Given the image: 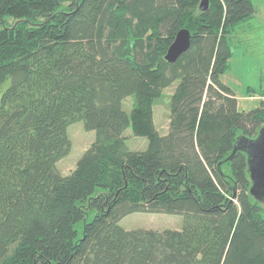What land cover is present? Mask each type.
Listing matches in <instances>:
<instances>
[{"label": "trees", "instance_id": "trees-1", "mask_svg": "<svg viewBox=\"0 0 264 264\" xmlns=\"http://www.w3.org/2000/svg\"><path fill=\"white\" fill-rule=\"evenodd\" d=\"M201 2L0 0V264H264V101L241 111L222 81L257 10ZM182 29L191 47L168 63ZM176 83L161 134L154 106ZM77 122L96 140L63 175ZM133 213L183 227L126 230Z\"/></svg>", "mask_w": 264, "mask_h": 264}, {"label": "rangeland", "instance_id": "rangeland-1", "mask_svg": "<svg viewBox=\"0 0 264 264\" xmlns=\"http://www.w3.org/2000/svg\"><path fill=\"white\" fill-rule=\"evenodd\" d=\"M256 14L249 20L237 26L234 35L233 57L229 62V70L222 76V81L230 86L238 99L241 111H251L258 108L263 97L251 96L248 88L260 91L264 87V0H252ZM177 83L164 91L163 96L154 106L155 124L161 134L168 132L170 95ZM4 89L0 91V98ZM259 97V98H257ZM134 100H126L124 109L131 113ZM72 142L71 152L58 163V169L63 175H68L77 166L85 151L95 142L96 132L85 129L83 122H77L68 129ZM131 150L143 151L148 147V139L134 137L131 129L125 134ZM184 218L180 214L165 213H133L121 220L120 225L126 230H180Z\"/></svg>", "mask_w": 264, "mask_h": 264}, {"label": "water", "instance_id": "water-1", "mask_svg": "<svg viewBox=\"0 0 264 264\" xmlns=\"http://www.w3.org/2000/svg\"><path fill=\"white\" fill-rule=\"evenodd\" d=\"M210 7L209 0H202L200 4V10L202 12L208 11ZM192 34L188 29H182L176 36L173 44L168 49L165 56V60L168 63H176L179 58L185 54L191 47ZM236 151V150H235ZM259 168L257 171L252 172V180L254 182L253 188L255 186L264 187V157L259 163ZM251 189V192L253 191Z\"/></svg>", "mask_w": 264, "mask_h": 264}, {"label": "crops", "instance_id": "crops-1", "mask_svg": "<svg viewBox=\"0 0 264 264\" xmlns=\"http://www.w3.org/2000/svg\"><path fill=\"white\" fill-rule=\"evenodd\" d=\"M260 97V96H259ZM259 97H257V98H259ZM261 98V97H260Z\"/></svg>", "mask_w": 264, "mask_h": 264}, {"label": "built area", "instance_id": "built-area-1", "mask_svg": "<svg viewBox=\"0 0 264 264\" xmlns=\"http://www.w3.org/2000/svg\"><path fill=\"white\" fill-rule=\"evenodd\" d=\"M262 99H264V97Z\"/></svg>", "mask_w": 264, "mask_h": 264}]
</instances>
